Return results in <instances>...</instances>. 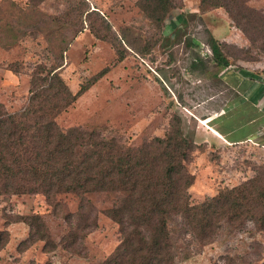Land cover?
Returning a JSON list of instances; mask_svg holds the SVG:
<instances>
[{"label": "rangeland", "instance_id": "1", "mask_svg": "<svg viewBox=\"0 0 264 264\" xmlns=\"http://www.w3.org/2000/svg\"><path fill=\"white\" fill-rule=\"evenodd\" d=\"M139 1L0 0L3 109L26 105L38 66L42 75L54 68L71 93L105 68L54 116L58 128H93L136 147L162 137L176 115L194 144L185 164L191 204L264 174V53L222 8L173 0L157 20L156 10H142ZM246 6L264 16V0H247ZM210 37L227 67L211 61ZM245 80H251L246 87ZM84 197L80 213L78 197L68 192L50 199L40 193L0 196V264H100L119 241L116 223L103 213L115 194ZM173 237L174 264H264V234L249 222L241 229L224 225L206 241L177 232Z\"/></svg>", "mask_w": 264, "mask_h": 264}, {"label": "trees", "instance_id": "2", "mask_svg": "<svg viewBox=\"0 0 264 264\" xmlns=\"http://www.w3.org/2000/svg\"><path fill=\"white\" fill-rule=\"evenodd\" d=\"M246 1L199 0V5L222 8L231 25L264 53V16L246 6ZM139 3L142 10H156L155 17L160 20L172 8L173 0ZM105 29L110 32L106 22ZM90 31L104 39L97 31ZM108 39H112L111 46L121 59L123 54L114 38ZM207 44L211 61L227 67L229 62L217 41L210 37ZM53 70L42 75L38 66L30 75L28 101L21 110L8 112L0 104V196L40 193L50 199L68 192L78 197L77 210L81 213L85 194L114 193V200L103 213L116 223L119 241L100 264H174L177 246L173 232L206 241L224 225L241 229L249 222L264 234L263 173L191 204L187 188L192 176L185 164L194 144L183 136L176 115L162 137L136 147L125 145L119 138L103 137L93 128L61 130L54 116L106 69L80 82L74 93ZM250 82L245 80L244 86ZM43 237L40 234V239Z\"/></svg>", "mask_w": 264, "mask_h": 264}]
</instances>
